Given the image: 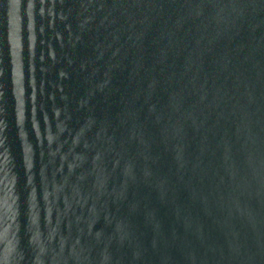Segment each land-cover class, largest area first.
Instances as JSON below:
<instances>
[{"label":"water","instance_id":"water-1","mask_svg":"<svg viewBox=\"0 0 264 264\" xmlns=\"http://www.w3.org/2000/svg\"><path fill=\"white\" fill-rule=\"evenodd\" d=\"M0 264H264V0H0Z\"/></svg>","mask_w":264,"mask_h":264}]
</instances>
